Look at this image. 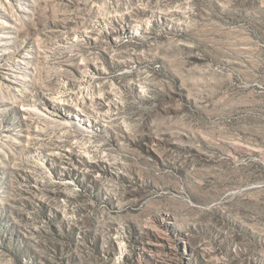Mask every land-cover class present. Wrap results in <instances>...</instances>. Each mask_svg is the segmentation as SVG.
<instances>
[{"label":"rangeland","instance_id":"rangeland-1","mask_svg":"<svg viewBox=\"0 0 264 264\" xmlns=\"http://www.w3.org/2000/svg\"><path fill=\"white\" fill-rule=\"evenodd\" d=\"M0 264H264V0H0Z\"/></svg>","mask_w":264,"mask_h":264}]
</instances>
